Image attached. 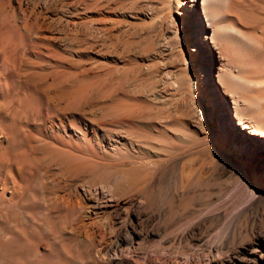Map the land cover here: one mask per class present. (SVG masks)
Returning <instances> with one entry per match:
<instances>
[{
    "label": "rangeland",
    "instance_id": "rangeland-1",
    "mask_svg": "<svg viewBox=\"0 0 264 264\" xmlns=\"http://www.w3.org/2000/svg\"><path fill=\"white\" fill-rule=\"evenodd\" d=\"M200 1L0 0V264H264V0Z\"/></svg>",
    "mask_w": 264,
    "mask_h": 264
},
{
    "label": "bare ground",
    "instance_id": "bare-ground-1",
    "mask_svg": "<svg viewBox=\"0 0 264 264\" xmlns=\"http://www.w3.org/2000/svg\"><path fill=\"white\" fill-rule=\"evenodd\" d=\"M190 1H194V0H190ZM228 2H229V0H201L200 1V8L202 9V12L204 13L206 20L208 21V24L212 27V30H213L212 36H210L211 42L214 44V46L216 48H219L220 52L222 50V47H220V43L218 42V39L220 38V34H222L223 30L228 29L229 31H231V28H232L229 24L226 23L225 20H223V19H225V16H226L224 8H226L228 6ZM222 8L224 10H222ZM5 43H7V42H5ZM5 43L3 42V40H0V76H2L1 74L3 72H5L4 71L5 69L7 70L6 65L8 63V61H7L8 56L7 55H6L7 57L5 56V53L7 52L6 51L7 48H6ZM1 54H3V56H1ZM219 81H220V83L223 84L222 86H225V89L231 90L230 89L231 87L228 88V85H226V80L224 78V74L220 75ZM224 92H225V94H228L227 91H224ZM231 92H232V90H231ZM216 99H217V97H216ZM236 101H237L236 99H232L234 109H237V107H238L237 106L238 103ZM249 101H251L250 104L252 106H253V104L257 103V101H255L254 98L249 99ZM233 120H234L233 124H234L235 128H234V132H233L234 133V139H233V142H231V144H232V147L235 148V151H238L239 147L243 144L244 138H246V140L248 141V144H246V145H248L249 147L254 146L255 143H260L262 146L258 149H259L260 153H263L264 152V128L253 125L251 120H249V119L239 118V119L235 120V118H234ZM243 136H244V138H243ZM257 164L258 165L261 164V161L260 160H252L249 163V165L251 166L250 167L251 170H254L255 167L257 166ZM108 201H110V199L105 198V200L103 202L105 204H108L107 203ZM87 233H88V230H87ZM125 242H126L125 238L118 239L116 242L111 244L110 249L114 252V254H117L118 250L123 251V250L131 249L130 246H128V248H126V249L122 248L123 244Z\"/></svg>",
    "mask_w": 264,
    "mask_h": 264
}]
</instances>
